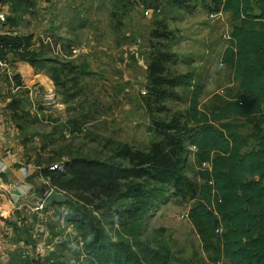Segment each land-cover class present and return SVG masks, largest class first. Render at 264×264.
Here are the masks:
<instances>
[{
	"label": "trees",
	"instance_id": "obj_1",
	"mask_svg": "<svg viewBox=\"0 0 264 264\" xmlns=\"http://www.w3.org/2000/svg\"><path fill=\"white\" fill-rule=\"evenodd\" d=\"M160 1L178 8L197 1L210 14L230 16L232 25L221 61L237 83L234 95L200 112L197 101L203 86L193 84L192 72L169 73L165 64L174 55L157 51L146 70V106L173 98V90L182 88L190 92L189 109L167 121H153L150 131L157 141L146 150L116 142L107 159L76 155L63 163L62 172L42 169L43 178L66 201L41 210V219L47 221L53 213L51 238L65 230L61 223L74 229L72 239L82 243L80 264H170L171 252L165 244L152 246L142 239L145 219L164 203L170 187L172 197L196 198L187 219L209 264H264V0ZM0 3L10 13L2 24L9 31L0 34V60L8 65L26 63L36 73L45 71L55 93L59 89L65 102L74 99L77 92L68 91H74L75 78L68 89L63 73H73L75 67L31 50V36L11 33L16 17L28 14L33 3ZM14 80L20 83L17 75ZM237 120L251 126L249 139L239 131ZM188 156L194 159L199 182L186 176ZM14 216V222H5L13 245L34 247L31 226L37 213L24 207ZM70 241L66 239L61 247ZM52 253L27 261L13 252L9 264H62Z\"/></svg>",
	"mask_w": 264,
	"mask_h": 264
},
{
	"label": "rangeland",
	"instance_id": "obj_2",
	"mask_svg": "<svg viewBox=\"0 0 264 264\" xmlns=\"http://www.w3.org/2000/svg\"><path fill=\"white\" fill-rule=\"evenodd\" d=\"M30 1L33 7L28 14L16 17L17 24L11 33L31 36V50L59 63H68V68L75 67L73 73L67 70L63 73L66 88L71 89V78L76 81L74 91L68 92L77 95L66 102L59 89L55 93L45 71L36 75L32 69L28 76H23L32 90L29 102L43 120L34 128L52 134L54 141L58 139V145L54 143L58 151L52 157L56 163H64L76 155L107 159L116 142L146 150L157 141L150 131L153 121H167L186 113L190 107L188 89L176 88L173 98L146 106V70L157 51L174 55L165 64L169 73L192 72L193 84L203 86L197 101L200 112H208L235 93L237 83L231 80L221 61L232 25L228 14H210L197 1L185 8L160 0ZM5 12L6 19L10 13ZM3 71L0 85L5 91L0 96L10 97L8 90L12 85L8 81L12 79L16 84L15 75L10 73L9 65ZM237 124L241 134L249 139L251 126L239 120ZM186 176L191 182H199L192 156H188ZM172 190L166 189L168 197L164 203L145 219L142 239L152 246L165 244L171 252L170 264H209L187 219L196 198L172 197ZM15 217L13 214L7 222H14ZM53 219V213L47 221L41 215L36 217L31 226L35 246L26 248L22 244L13 245L11 230L4 223L0 264H9L13 252L27 261L53 252L57 262L80 264L77 258L81 245L72 239L67 227L53 238L48 233ZM68 238L69 246L61 247Z\"/></svg>",
	"mask_w": 264,
	"mask_h": 264
},
{
	"label": "crops",
	"instance_id": "obj_3",
	"mask_svg": "<svg viewBox=\"0 0 264 264\" xmlns=\"http://www.w3.org/2000/svg\"><path fill=\"white\" fill-rule=\"evenodd\" d=\"M4 10L8 11V6L0 3V12L5 14ZM0 28V34L7 32L2 24ZM3 70L0 68V75ZM9 71L19 77L20 83L13 84L12 79H9L8 83L12 85L11 90H8L11 91L10 97L0 96V174H5L7 180L5 183L0 178L1 247V243H4L1 238L4 223L13 217L16 210L28 207L33 211L35 204L50 189L49 179L43 178L41 170L55 163L52 157L58 151V147L54 146V143L58 145V139L54 141L52 134H43L40 128H34L43 120L37 112L34 113L33 104L29 102L32 90L23 79L24 75L30 74L32 68L26 63L17 62L9 65ZM4 91L0 85L1 95ZM12 100L19 104L11 106ZM36 213L41 215V212ZM61 228L65 229V226ZM66 231L76 236L73 228L67 227Z\"/></svg>",
	"mask_w": 264,
	"mask_h": 264
},
{
	"label": "built area",
	"instance_id": "obj_4",
	"mask_svg": "<svg viewBox=\"0 0 264 264\" xmlns=\"http://www.w3.org/2000/svg\"><path fill=\"white\" fill-rule=\"evenodd\" d=\"M147 14V12H146ZM5 22V17L4 14L0 12V24H3ZM8 67V65L4 62L0 60V68L6 70V68ZM8 76H11L10 73H7ZM48 171H58V172H62L63 171V163H52L47 167ZM51 190H55L53 187H50V189L44 194L43 198L37 202L33 208V211L35 212H40L41 210L44 209L43 206V200L46 197V195L51 191ZM58 191V190H56ZM76 243H78L79 245H82L81 242H79V238L76 240Z\"/></svg>",
	"mask_w": 264,
	"mask_h": 264
},
{
	"label": "water",
	"instance_id": "obj_5",
	"mask_svg": "<svg viewBox=\"0 0 264 264\" xmlns=\"http://www.w3.org/2000/svg\"><path fill=\"white\" fill-rule=\"evenodd\" d=\"M0 178L3 182H7L5 174L1 173ZM66 201V198L64 197V194L56 191V190H51L46 197L43 200V206L44 208H47L51 204H61Z\"/></svg>",
	"mask_w": 264,
	"mask_h": 264
},
{
	"label": "clouds",
	"instance_id": "obj_6",
	"mask_svg": "<svg viewBox=\"0 0 264 264\" xmlns=\"http://www.w3.org/2000/svg\"><path fill=\"white\" fill-rule=\"evenodd\" d=\"M89 239H91V237H89Z\"/></svg>",
	"mask_w": 264,
	"mask_h": 264
}]
</instances>
